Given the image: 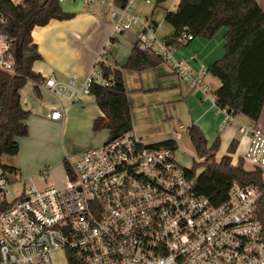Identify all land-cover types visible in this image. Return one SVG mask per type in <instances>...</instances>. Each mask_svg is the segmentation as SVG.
I'll use <instances>...</instances> for the list:
<instances>
[{
	"label": "built area",
	"instance_id": "obj_1",
	"mask_svg": "<svg viewBox=\"0 0 264 264\" xmlns=\"http://www.w3.org/2000/svg\"><path fill=\"white\" fill-rule=\"evenodd\" d=\"M135 1L124 0L122 7L112 1V33L137 25L139 51L161 57L182 82L206 92L203 74L196 75L174 56L175 47L186 46L193 36L183 32L174 44L159 39L150 20L132 13ZM6 24L0 12V73L13 76L15 57ZM99 63L80 85L73 78L45 79L44 90L57 102L50 107V120L62 121L66 108L90 95L92 85H114L112 76L103 77ZM222 112V127L235 123L230 112ZM237 131L249 139L245 158L253 168L248 171L261 172L263 189L233 183L218 205L196 192V176L175 161L174 150L147 145L133 130L86 150L76 161L66 160L60 188L32 183L9 202L10 182L0 170V264H52L55 252L64 254L66 264H264L259 211L264 129L248 123L238 124ZM39 177L46 181L47 170Z\"/></svg>",
	"mask_w": 264,
	"mask_h": 264
},
{
	"label": "trees",
	"instance_id": "obj_2",
	"mask_svg": "<svg viewBox=\"0 0 264 264\" xmlns=\"http://www.w3.org/2000/svg\"><path fill=\"white\" fill-rule=\"evenodd\" d=\"M168 0H155L158 8ZM122 7L124 0H114ZM174 11H166L164 21L170 25L174 34L166 40L174 44L183 33L188 32L193 40L200 38L212 40L220 30H225L224 55L208 67L207 73L220 81L215 91L216 104L226 109L234 117L243 115L251 123L257 124L264 107V11L256 0H177ZM0 12L7 19L5 31L12 39L15 57V74L0 73V170L6 174L12 168L2 164V157L17 155L18 139L28 136L25 124L29 112L23 110L20 91L28 81L41 83L43 79L34 73L32 65L41 59L37 47L32 43L31 31L43 27L51 20H69L73 14L65 13L58 0H24L14 4L11 0H0ZM113 43L112 40H110ZM164 60L136 47L131 51L123 70L141 72L154 69ZM103 77H113L112 87L92 85L90 94L94 97L101 116L94 119L92 130L108 131L109 140L132 130V119L121 70L99 63ZM187 136L197 155L203 159L194 163L188 171L196 176V192L218 205L228 196L233 183L256 185L263 189L261 172L248 171L240 160L232 165L231 154L236 147L230 144L228 154L218 162L215 153L219 148L217 138L210 148L197 126L187 129ZM157 146L176 150L175 141L167 140ZM64 170L68 164L63 162ZM202 173L197 175V168ZM261 220L264 225V197L259 204Z\"/></svg>",
	"mask_w": 264,
	"mask_h": 264
},
{
	"label": "crops",
	"instance_id": "obj_3",
	"mask_svg": "<svg viewBox=\"0 0 264 264\" xmlns=\"http://www.w3.org/2000/svg\"><path fill=\"white\" fill-rule=\"evenodd\" d=\"M112 1L114 0H100L99 3L86 5L80 0H63L60 3V5L62 4L61 8L65 13L73 14L71 19L64 21L51 20L43 27H34L32 29V43L37 47V51L41 56L40 60L33 63L32 70L34 73L40 75L43 81L37 85L28 81L20 91L21 106L23 110L29 112V116L25 121L28 128V136L25 138L31 141L43 139V131L39 129L43 126L50 128L54 133L53 136H57L60 133L61 138H67L78 132L87 134L90 138L93 137V121L102 115L94 97L90 94L80 102L69 105L66 108L62 121H52L48 115L50 107L54 106L53 100L55 99L44 90L43 83L49 77H53L58 82H67L73 78L77 85H80L96 63L103 62L110 68L121 70L130 108L132 130L136 136L143 135L145 131L137 123V112L134 105V101L137 102V99L142 95L131 94L135 91H158L154 94L146 95L145 99H151L149 101L151 103L144 104L151 105L155 104V102H162L169 107V103L181 100L187 106L189 114L191 113L190 122L187 123L186 129L191 126H197L204 137H211L213 136L212 125L214 124L217 129L227 133L224 136V145L222 146L223 154L216 160L218 162L226 155V148L235 134L237 125L251 123L245 116L238 115L234 118V124L222 127L225 115L222 109L217 106L214 96L215 91L220 87V81L207 73V69L224 55L225 30H220L210 41L197 38L186 46L175 47L174 56L177 60L186 62L196 75L203 74L202 78L207 91L204 92L198 88L192 89L187 83L180 81L177 76L173 77L174 74L172 75L171 70L163 67V64L154 69L141 72L122 69L135 47L139 27L137 25L131 26L128 31H131L132 28L136 30L132 33L127 31L119 35L113 34L111 13L114 12V9L110 6ZM256 2L259 8L264 11V0H256ZM141 4L143 6H150L151 1L138 0L134 10L132 9V13L150 20L157 30L159 28L158 24L153 20L152 15L149 16L143 13L141 9L143 6ZM176 6L177 4L174 5V10ZM107 15L110 18L109 21L106 20ZM163 23H166L164 16ZM161 25L163 24L161 23ZM173 34L174 31L171 27V30H167L166 33L161 35V38L166 39ZM109 40H112L113 43L108 46ZM121 43L122 45H120ZM119 45L120 47L117 49ZM105 48L108 49V52L103 56L102 51ZM45 95L51 99L45 98ZM168 107L166 109L167 113ZM148 116L152 118L150 113ZM257 125L264 129V107ZM179 128L184 129L182 126H179ZM167 140L175 141V139ZM215 140L211 141L210 146L207 144V147L209 146L210 148ZM175 143L177 146L176 141ZM95 144L91 143L87 147H93ZM221 145L222 142L219 143L216 153L220 152ZM18 148L20 151L18 153L21 154L22 138L18 139ZM82 153L81 150L74 154V156L78 159ZM16 156L10 157L12 158V162L4 161L3 156L2 164L12 168V171L6 174L22 176V163L18 162L19 157L17 158ZM237 163H234L232 160V165H236ZM29 178H32V176L26 179Z\"/></svg>",
	"mask_w": 264,
	"mask_h": 264
},
{
	"label": "rangeland",
	"instance_id": "obj_4",
	"mask_svg": "<svg viewBox=\"0 0 264 264\" xmlns=\"http://www.w3.org/2000/svg\"><path fill=\"white\" fill-rule=\"evenodd\" d=\"M150 1V6H143L141 4L143 6L141 9L145 15H152L153 20L159 26L156 30V36L159 39H162L161 35L166 33L167 30H171V27L168 24L163 23L164 13L165 11H173L174 5L177 4V0H168L159 8L155 7V0ZM136 3H138V0L135 1L133 10L136 7ZM60 6H62V4ZM106 20H110L109 15L106 16ZM161 23L163 25H161ZM135 31V28H132V30L128 32L132 33ZM118 38L120 39V37ZM120 45H122V43ZM120 45L117 46V49ZM163 67L171 70L166 62H164ZM175 76L176 75L174 74L173 77ZM156 92L135 91L131 94L142 95L137 99V102L134 101L135 111L137 112V123H139L141 128L145 130L143 135L137 137L147 145H154L167 139H175L177 142V148L174 152L175 161L182 168L189 170L193 167L194 163L200 164L203 161V159L195 152V149L191 145L187 136L186 128L187 123L190 122L191 113L189 114L187 106L181 100V102L177 101L169 103V107L166 106V104L164 105L162 102H155V104L151 105L144 104L151 103L149 102L151 99H145V96ZM44 97L51 99L46 95ZM53 103L54 106H57L56 100H53ZM167 107L168 113L166 110ZM149 113L153 119L148 116ZM179 126H182L184 129H180ZM39 129L43 131V139L31 141L26 138H22V153H18L16 156L17 158L19 157L18 162L22 163V176H12L10 174H6L11 186V195L7 198L9 202L20 197L21 193L23 194L24 190L30 187L32 183H34L38 188L44 185L50 186L52 184L59 188L63 187L65 182V170L62 162L66 160L76 161L77 157H75L74 154L80 152L81 150L82 152H85L86 150L99 147L109 140V134L106 130L93 132L94 136L91 138L82 132L75 133L67 138H61L60 133H58L57 136H53L54 133L48 127L43 126ZM212 131L213 136H205V140L209 146L211 141L216 138L219 139L220 143L222 142L220 152L215 154V160H218L221 154H223L222 146L224 145V136L227 133L217 129L214 124L212 125ZM232 141H235L236 143L234 152L231 154L233 162L237 163L241 160L245 169L249 170L253 168V165L245 158L249 139L238 133L236 128L230 144ZM91 143L96 144L93 147H87V145H90ZM230 144L226 148L227 150L225 154H228ZM209 146L207 148H209ZM3 160L6 162H12V158L8 156H4ZM45 170L48 172L46 181L40 179L39 177ZM202 170L203 169L200 167L197 168L196 174H201ZM29 176H32V181L26 179ZM50 260L52 264H66L64 254L62 252L53 253L50 256Z\"/></svg>",
	"mask_w": 264,
	"mask_h": 264
}]
</instances>
